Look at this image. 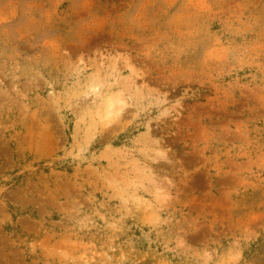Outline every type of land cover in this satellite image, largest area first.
Returning <instances> with one entry per match:
<instances>
[{
  "label": "rangeland",
  "instance_id": "1",
  "mask_svg": "<svg viewBox=\"0 0 264 264\" xmlns=\"http://www.w3.org/2000/svg\"><path fill=\"white\" fill-rule=\"evenodd\" d=\"M0 264H264V0H0Z\"/></svg>",
  "mask_w": 264,
  "mask_h": 264
},
{
  "label": "bare ground",
  "instance_id": "2",
  "mask_svg": "<svg viewBox=\"0 0 264 264\" xmlns=\"http://www.w3.org/2000/svg\"><path fill=\"white\" fill-rule=\"evenodd\" d=\"M122 98V97H121Z\"/></svg>",
  "mask_w": 264,
  "mask_h": 264
}]
</instances>
